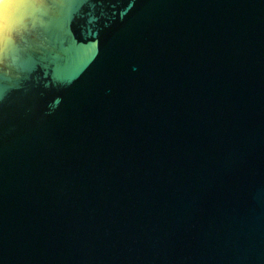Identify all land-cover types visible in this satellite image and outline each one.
Returning <instances> with one entry per match:
<instances>
[{
  "label": "water",
  "instance_id": "water-1",
  "mask_svg": "<svg viewBox=\"0 0 264 264\" xmlns=\"http://www.w3.org/2000/svg\"><path fill=\"white\" fill-rule=\"evenodd\" d=\"M27 8L0 38V264H264V0Z\"/></svg>",
  "mask_w": 264,
  "mask_h": 264
},
{
  "label": "clouds",
  "instance_id": "clouds-1",
  "mask_svg": "<svg viewBox=\"0 0 264 264\" xmlns=\"http://www.w3.org/2000/svg\"><path fill=\"white\" fill-rule=\"evenodd\" d=\"M22 7L24 0H0V38L5 34L11 38L17 32L21 22L19 13Z\"/></svg>",
  "mask_w": 264,
  "mask_h": 264
},
{
  "label": "snow or ice",
  "instance_id": "snow-or-ice-1",
  "mask_svg": "<svg viewBox=\"0 0 264 264\" xmlns=\"http://www.w3.org/2000/svg\"><path fill=\"white\" fill-rule=\"evenodd\" d=\"M30 3H32V0H24V7L21 8L19 13V19L21 22L17 31L27 26V24L25 23V17L28 12L27 5ZM4 47H5L4 45H0V65H3L5 59ZM10 67H11V63H10ZM0 75H5L2 67H0Z\"/></svg>",
  "mask_w": 264,
  "mask_h": 264
}]
</instances>
